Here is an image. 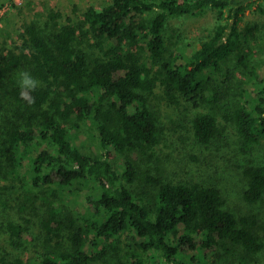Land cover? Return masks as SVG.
Here are the masks:
<instances>
[{
    "label": "trees",
    "instance_id": "1",
    "mask_svg": "<svg viewBox=\"0 0 264 264\" xmlns=\"http://www.w3.org/2000/svg\"><path fill=\"white\" fill-rule=\"evenodd\" d=\"M250 7L264 14V0H111L102 8L90 5L77 20L69 16L62 21L63 13L51 10L47 19L25 23L21 42L0 53V91L11 105L0 130V190L10 178L27 190L20 220L3 225L11 249L0 250V264L258 260L264 224L255 214L229 209L215 184L165 180L142 166L160 142L156 88L162 86L170 103L219 104L231 93L234 73L226 72L223 84L217 74L232 58L237 68L248 70L259 87L258 98L253 109L240 104L224 117L235 123L243 152L261 142L264 77L251 66L250 51L263 26H242ZM207 9H215L218 20L200 47L184 61L168 56L170 18ZM87 40H94L93 49L85 46ZM22 70L39 82L32 104L20 96L16 74ZM89 121L99 134L101 152L96 155L84 151L72 135ZM193 128L204 144L223 134L211 110L198 113ZM118 154L124 158L122 172L113 162ZM244 173L243 196L258 202L264 198V164H248ZM137 181L143 184L139 193L132 188ZM78 186L90 190L80 209L66 200ZM31 187L47 205L39 222L26 215ZM131 232L134 244L125 243L123 234ZM38 240L45 250L29 255Z\"/></svg>",
    "mask_w": 264,
    "mask_h": 264
},
{
    "label": "rangeland",
    "instance_id": "2",
    "mask_svg": "<svg viewBox=\"0 0 264 264\" xmlns=\"http://www.w3.org/2000/svg\"><path fill=\"white\" fill-rule=\"evenodd\" d=\"M111 0H0V53L12 47L15 42L20 43V31L24 29L25 23L34 18L45 20L51 10L63 13L62 21H67L71 16L77 20L90 6L95 5L102 8ZM1 11L3 12L1 14ZM218 20L215 9H207L200 14H188L173 16L170 18L166 30L167 55L174 54L179 61H184L186 56L194 53L201 42L207 38ZM259 23L263 26L257 40L253 43L251 55V66L264 77V14L254 8H248L242 26L247 23ZM94 40L84 41L85 46H90ZM230 69V70H228ZM231 71L234 78L231 80L232 90L230 95L221 103L216 105L194 106L186 101L180 103L168 102L163 94L162 86L156 88L153 95V104L159 112L161 130L159 131L160 142L155 148L154 154L145 156L142 161L143 168L151 167L152 172H158L165 180L192 181L205 184H215L222 189L226 199V206L238 215H256L259 223L264 224V198L258 202H248L243 193L247 187L248 179L244 168L248 164H264V137L251 151L241 150V137L233 121H227L224 113L228 109H234L240 104L248 109L255 107L258 98L259 87L250 80L248 70L239 69L235 58L223 64L222 72L217 74V79L222 82L225 73ZM19 73V72H18ZM18 73L16 78L18 79ZM10 100L0 91V130L4 125L6 116L10 113ZM213 111L217 114L223 134L209 144L201 143L194 132L193 119L203 111ZM74 141L84 151L93 155L99 154L100 140L95 125L89 121L72 132ZM43 145V144H42ZM46 145V144H45ZM42 147V146H41ZM113 162L119 172L124 165L123 155L118 154ZM4 179L0 190V250L7 247L6 233L3 225L9 219L20 220L22 213L21 202L24 199L26 188L22 181L17 178ZM22 180V179H21ZM8 185V187H4ZM30 188V185H29ZM132 188L136 193L143 189V184L135 182ZM35 188L29 190L33 196L29 217L39 222L45 215L47 205L41 198L34 196ZM89 188L76 187L75 191L66 196L70 207L80 209L85 205L86 195ZM261 229V228H260ZM264 232L262 229L260 230ZM134 232L123 234L125 243L134 244ZM94 237V236H93ZM124 244V243H123ZM93 238L89 241L88 249H93ZM37 250H45L41 240L35 241L30 246L29 255ZM11 258V257H10ZM95 264H107L97 261ZM202 264V263H199ZM218 264H246L239 258L226 256ZM247 264H264V251L258 260Z\"/></svg>",
    "mask_w": 264,
    "mask_h": 264
},
{
    "label": "clouds",
    "instance_id": "3",
    "mask_svg": "<svg viewBox=\"0 0 264 264\" xmlns=\"http://www.w3.org/2000/svg\"><path fill=\"white\" fill-rule=\"evenodd\" d=\"M18 85L21 98L26 100L29 104L34 103L35 101L34 98L31 97V93L37 89L39 85L38 80L32 76L30 72L22 70L18 73Z\"/></svg>",
    "mask_w": 264,
    "mask_h": 264
},
{
    "label": "built area",
    "instance_id": "4",
    "mask_svg": "<svg viewBox=\"0 0 264 264\" xmlns=\"http://www.w3.org/2000/svg\"><path fill=\"white\" fill-rule=\"evenodd\" d=\"M3 12L1 11V14H2Z\"/></svg>",
    "mask_w": 264,
    "mask_h": 264
}]
</instances>
